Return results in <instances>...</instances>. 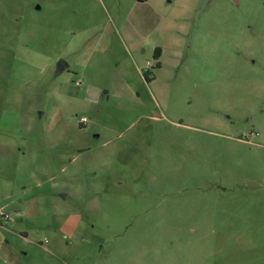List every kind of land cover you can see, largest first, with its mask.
I'll return each mask as SVG.
<instances>
[{
    "label": "rangeland",
    "instance_id": "obj_1",
    "mask_svg": "<svg viewBox=\"0 0 264 264\" xmlns=\"http://www.w3.org/2000/svg\"><path fill=\"white\" fill-rule=\"evenodd\" d=\"M0 264H264V0H0Z\"/></svg>",
    "mask_w": 264,
    "mask_h": 264
},
{
    "label": "water",
    "instance_id": "obj_2",
    "mask_svg": "<svg viewBox=\"0 0 264 264\" xmlns=\"http://www.w3.org/2000/svg\"><path fill=\"white\" fill-rule=\"evenodd\" d=\"M67 68V65L63 62V61H59L57 64H56V75H59L61 74V72H63V70H65Z\"/></svg>",
    "mask_w": 264,
    "mask_h": 264
},
{
    "label": "trees",
    "instance_id": "obj_3",
    "mask_svg": "<svg viewBox=\"0 0 264 264\" xmlns=\"http://www.w3.org/2000/svg\"><path fill=\"white\" fill-rule=\"evenodd\" d=\"M153 56H154L155 59H159L160 56H161V50L156 48L154 50ZM157 67H159V65ZM144 78H145V80H148L147 77L144 76Z\"/></svg>",
    "mask_w": 264,
    "mask_h": 264
},
{
    "label": "crops",
    "instance_id": "obj_4",
    "mask_svg": "<svg viewBox=\"0 0 264 264\" xmlns=\"http://www.w3.org/2000/svg\"><path fill=\"white\" fill-rule=\"evenodd\" d=\"M139 1H145V0H139Z\"/></svg>",
    "mask_w": 264,
    "mask_h": 264
}]
</instances>
